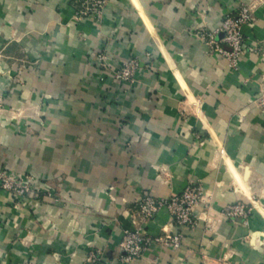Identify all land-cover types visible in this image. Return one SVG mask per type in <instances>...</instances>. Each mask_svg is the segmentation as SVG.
<instances>
[{
    "label": "crops",
    "instance_id": "crops-1",
    "mask_svg": "<svg viewBox=\"0 0 264 264\" xmlns=\"http://www.w3.org/2000/svg\"><path fill=\"white\" fill-rule=\"evenodd\" d=\"M257 1L111 0L78 21L76 0H0V169L39 186L0 189V264L115 263L139 200L191 184L212 202L182 247L133 264H264V62L232 69L200 37ZM261 41L264 4L245 28V46ZM132 58L133 82L118 81ZM238 203L248 225L222 215ZM171 227L162 210L148 232Z\"/></svg>",
    "mask_w": 264,
    "mask_h": 264
},
{
    "label": "built area",
    "instance_id": "built-area-1",
    "mask_svg": "<svg viewBox=\"0 0 264 264\" xmlns=\"http://www.w3.org/2000/svg\"><path fill=\"white\" fill-rule=\"evenodd\" d=\"M111 0H76L75 19L80 21L86 18L101 20ZM264 0L256 4L241 3L233 13L227 14L220 28L213 34H202L201 39L211 50L228 62L230 68L235 69L240 59L251 54L264 62V41L253 42L245 46V28L254 20L255 8L263 5ZM221 35L220 42L217 35ZM106 56H99L98 62L106 61ZM139 69V62L132 58L124 62L115 77L123 83L133 82ZM255 106L264 111V91L254 101ZM5 106V99L0 94V112ZM197 107V105H194ZM197 110L198 107H197ZM224 155V150H220ZM0 189L6 191L14 198H22L39 192L37 183L22 175L11 174L0 169ZM211 197L208 196L201 184L188 185L180 194H171L168 197H154L144 195L137 203L138 211L134 220V228L126 229L119 245L117 261L109 264H133L141 260L152 246L160 249L179 250L184 239V230H192L198 224L196 211L199 207L211 206ZM162 210H167L172 218V227L165 228L162 235L153 236L148 232V224ZM252 209L246 204L238 203L227 206L222 215L229 219H240L245 225L249 224ZM177 229V231H175ZM100 253L91 252L88 261L96 264L100 261ZM5 264H16L11 261Z\"/></svg>",
    "mask_w": 264,
    "mask_h": 264
},
{
    "label": "bare ground",
    "instance_id": "bare-ground-1",
    "mask_svg": "<svg viewBox=\"0 0 264 264\" xmlns=\"http://www.w3.org/2000/svg\"><path fill=\"white\" fill-rule=\"evenodd\" d=\"M257 208V207H256ZM260 212L264 215V210L263 209H260Z\"/></svg>",
    "mask_w": 264,
    "mask_h": 264
}]
</instances>
